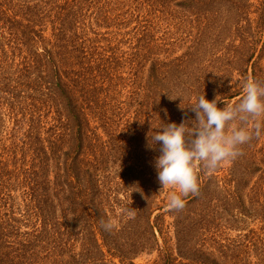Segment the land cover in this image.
Listing matches in <instances>:
<instances>
[{"label":"trees","instance_id":"trees-1","mask_svg":"<svg viewBox=\"0 0 264 264\" xmlns=\"http://www.w3.org/2000/svg\"><path fill=\"white\" fill-rule=\"evenodd\" d=\"M174 3L198 16L230 20L240 51L235 66L243 63L247 78L250 67L264 85V0L252 10L247 0H0V264L132 263L158 249V237L167 233L174 252L163 264H264V131L238 146L228 189L217 184L212 190L220 167L209 171L199 163L198 193L184 196L182 209L167 211L174 221L166 228L164 213L152 220L162 209L155 208L162 185L155 164L145 173L143 160L160 151L146 154L144 147L169 123L183 122L191 131L196 98L217 96L210 74L183 68L195 50L177 66L153 57L154 35L142 23L171 13ZM91 8L88 17L84 10ZM200 28L199 41L209 31ZM234 97L218 99L217 107ZM115 115L133 118L129 141L126 133L112 137ZM246 124L230 121L225 131ZM110 159L119 165L117 177L109 172ZM109 175L124 201L105 188ZM204 200L213 209L201 215ZM198 205L194 214L183 211ZM128 207L132 211L115 217ZM109 220L118 228L106 231L102 223ZM250 220L259 227L227 236L232 222Z\"/></svg>","mask_w":264,"mask_h":264},{"label":"rangeland","instance_id":"rangeland-1","mask_svg":"<svg viewBox=\"0 0 264 264\" xmlns=\"http://www.w3.org/2000/svg\"><path fill=\"white\" fill-rule=\"evenodd\" d=\"M251 5L252 9H256L258 4L261 2V0H247ZM171 13L166 14H157L156 18H149L147 21L143 22L144 26H147L148 28L145 29L146 31H151V33L154 35V52L153 57L163 59L166 58L167 60H176L173 62V66L179 65L180 61L183 62V58L185 60L188 56V52H194L195 55L191 57V59L185 60L184 62H187L186 66H183L184 70L187 69L189 71H196V74H203L208 73L211 75L212 82L210 83L213 91L217 92V99H220L225 96H231L234 95L235 97L229 101L230 104L236 102L239 100V98L244 94L243 93V81L247 79V76H244V66L243 63L241 65V69L237 68L234 63L238 61L236 60V57L240 55V51L235 47L238 42H234L231 39L233 37L231 35V31H229L228 28H230V25L232 22L230 20H227L226 17H214L213 14L208 17L204 16H198L199 13H194L192 10L186 11L183 10L180 7L176 6V3L173 4ZM94 10L91 9H85L84 14L86 16H91ZM94 23V21L92 22ZM227 23V25H226ZM231 23V24H230ZM133 26V25H132ZM206 26L208 28L207 34L202 36V40L199 41V35H198V28H203ZM209 26V27H208ZM200 28V29H201ZM102 32L104 30H101ZM100 31V32H101ZM111 31V30H110ZM128 38V37H127ZM236 48V49H235ZM196 49L198 51H196ZM237 55V56H236ZM231 59V61H230ZM230 61V62H229ZM233 62V63H232ZM149 66V61L146 64V69ZM235 66V67H234ZM178 71L181 70L182 66H178ZM248 70V78H252L251 69L250 67ZM126 73V72H124ZM239 92H242L241 95H237ZM120 101H123V98H118L119 103ZM221 102H223L221 100ZM120 105L115 107V110L118 109ZM134 106L131 105L130 110L134 111ZM131 115V112L130 114ZM128 115V116H129ZM116 116V115H115ZM114 116V117H115ZM128 116H124L123 119H120L119 116H116L115 119H113L111 123V131H112V137L116 139L117 137H121L122 134L126 133V141H129L131 139L132 132L131 129H128V127H131L133 124V118H127ZM150 122L143 123L146 127L149 125ZM229 126V131L234 126ZM239 126V125H238ZM124 132V133H123ZM101 138L104 139V141H109L108 137L104 135V132L102 130H99ZM262 141H258L257 148H261ZM110 143L112 141H109ZM148 148L144 147V151L147 153L154 152L159 154L160 147L153 148L156 143H153V140H150V144H148ZM110 148V155L112 156L115 153L114 145H112ZM255 149V150H256ZM153 158V157H152ZM144 159V158H143ZM113 160L110 159L109 163V172L112 173L114 176L117 177L118 168L119 165L113 164ZM256 161V160H254ZM142 163V162H141ZM143 164L145 165V173H149L151 171L150 168H152L155 164V158L154 160H143ZM198 165V164H197ZM196 165V166H197ZM231 161L223 162L218 167H220L219 172H217L215 175L217 176L216 180H213L212 182L215 183L214 185H211L212 190L217 186V184L220 185L221 188H226V185L230 183L231 176H230V169L232 167ZM148 169V170H147ZM258 174L254 175L253 178L250 179L248 187L243 190L244 195L248 193L251 185L253 182L257 179ZM107 182V185L105 188H109L111 190L110 196L112 198H115L116 200L122 202L125 200L126 195L122 194L120 191H118V188L116 186V179L112 177V175H109V178L105 179ZM234 184V183H233ZM112 187V188H110ZM229 187V186H228ZM235 189V185L231 187V190ZM173 189L168 186L164 188H157L156 189V207L155 208H162L161 210H156L153 214L152 220H154V217L157 216L159 213H164V227L170 223H172L174 220L172 218L173 213L167 212L171 211L167 207V199L166 195L169 191H172ZM206 197L210 199L212 196H208L209 194H206ZM223 196V193L221 194ZM214 197H217L215 195ZM183 198V197H182ZM131 202V201H130ZM204 206L200 210H212L213 208L207 207L208 201H203ZM200 205V204H199ZM190 206L189 208L183 209V211L186 214H194L193 210L199 211L200 206ZM130 208H125L122 210H118L115 217H119L120 214H123V212H128ZM202 215V213H201ZM178 216V212L175 213V217ZM224 217H226L224 215ZM227 218V217H226ZM229 219V218H228ZM232 221V219H229ZM117 221V220H113ZM162 221V220H161ZM160 221V222H161ZM259 223L256 221H245L242 222H232L231 223V230L227 232V236H237V234L244 233L245 230H250L252 228H258ZM118 228V227H116ZM171 235L166 234V239L163 236H159V245L160 247L157 249H153L151 252H145L141 253L139 256H137L135 259H133V262L130 263L129 261H125L124 264H163V261L168 258V256L171 254L172 258V252H174V240L173 238H170ZM80 239V238H79ZM82 240V239H81ZM77 242V250L80 251L82 248V242ZM162 247H165V250H162ZM106 255L109 256V252L105 249ZM176 252V251H175ZM174 257V255H173ZM168 260V259H167ZM171 260V259H169ZM116 262H119L116 260ZM178 262V261H177ZM176 262V263H177Z\"/></svg>","mask_w":264,"mask_h":264},{"label":"clouds","instance_id":"clouds-1","mask_svg":"<svg viewBox=\"0 0 264 264\" xmlns=\"http://www.w3.org/2000/svg\"><path fill=\"white\" fill-rule=\"evenodd\" d=\"M243 93L237 104H228L222 109L217 107V97L209 101L200 95L192 106L196 126L191 131L183 122L169 123L151 137L155 143L160 142V155L155 158L158 181L162 188L173 189L166 195L169 209H182L185 205L182 197L198 193L197 164L202 163L209 171L215 170L241 154L239 145L264 131V85L247 78L243 81ZM237 119L249 124L225 131L226 123ZM102 227L110 231L116 225L109 220Z\"/></svg>","mask_w":264,"mask_h":264}]
</instances>
